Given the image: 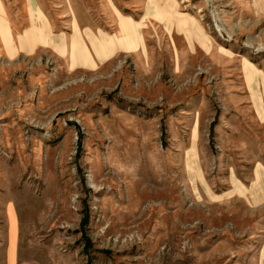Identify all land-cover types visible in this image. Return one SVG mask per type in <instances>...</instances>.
<instances>
[{"label": "rangeland", "instance_id": "1", "mask_svg": "<svg viewBox=\"0 0 264 264\" xmlns=\"http://www.w3.org/2000/svg\"><path fill=\"white\" fill-rule=\"evenodd\" d=\"M0 2L18 46L40 20ZM36 4L58 40L77 14L93 37L122 16L142 45L99 60L83 30L77 66L0 42V264H264V0Z\"/></svg>", "mask_w": 264, "mask_h": 264}, {"label": "crops", "instance_id": "2", "mask_svg": "<svg viewBox=\"0 0 264 264\" xmlns=\"http://www.w3.org/2000/svg\"><path fill=\"white\" fill-rule=\"evenodd\" d=\"M156 1L157 0H152V2L154 3ZM28 6L31 12H33L31 13V15L39 19L40 24H37L32 18L30 23L26 25V28L20 34H18V46H14L12 30L3 14L4 11L0 2V42L2 44V47L5 48L6 52L10 55L11 53H16V51L23 49L24 46L30 43H32L33 45L43 43L49 45L59 53H65L68 47L72 65L77 64V66H81L80 64H84L85 66H94L95 64L92 60V53L90 52L87 44H84L82 39L83 37H81L83 35V30L84 34L86 33L93 51L99 60L108 56L113 51V46L115 45H117L118 48H124L126 50H134L139 44L142 45V35L139 28L143 23H134L130 18L122 16L119 18L118 22V25L120 26V29L118 30V36H107L104 33H101L99 37H93L92 34H88L85 31L90 27V24L92 25V23H89L87 20H82L80 14H77L76 20H73L72 23L73 34L69 37L68 43L63 36L58 40L54 35L51 36L52 34L50 35V32L45 31L46 22H44V16L41 10L38 8L36 0H28ZM81 27H83V29H81ZM244 69L246 71V77L249 79L254 78L256 74L260 73L258 70L249 65H244ZM261 113V117L263 118L264 109L262 107V104ZM261 168L262 167L258 164L254 171L255 179L251 184V188L253 189V192H251V194L254 197H257L259 192H261L262 190L261 182L264 179V172Z\"/></svg>", "mask_w": 264, "mask_h": 264}, {"label": "bare ground", "instance_id": "3", "mask_svg": "<svg viewBox=\"0 0 264 264\" xmlns=\"http://www.w3.org/2000/svg\"><path fill=\"white\" fill-rule=\"evenodd\" d=\"M183 25H184L183 27H186L185 26V23ZM8 213H9L10 220L11 221H14L13 220L14 219V211H13V207H12L11 204H8ZM10 228H11L10 245L12 246L13 245V242L15 240V227L12 225V227H10ZM8 256H9L8 258H9L10 264H13V251H10L9 250V255Z\"/></svg>", "mask_w": 264, "mask_h": 264}]
</instances>
